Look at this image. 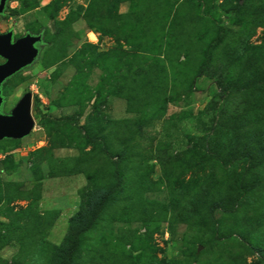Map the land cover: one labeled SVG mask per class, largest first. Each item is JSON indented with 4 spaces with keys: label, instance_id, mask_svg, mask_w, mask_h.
<instances>
[{
    "label": "rangeland",
    "instance_id": "rangeland-1",
    "mask_svg": "<svg viewBox=\"0 0 264 264\" xmlns=\"http://www.w3.org/2000/svg\"><path fill=\"white\" fill-rule=\"evenodd\" d=\"M9 30L43 44L2 86L35 126L0 141V264H264V0H9Z\"/></svg>",
    "mask_w": 264,
    "mask_h": 264
},
{
    "label": "water",
    "instance_id": "water-1",
    "mask_svg": "<svg viewBox=\"0 0 264 264\" xmlns=\"http://www.w3.org/2000/svg\"><path fill=\"white\" fill-rule=\"evenodd\" d=\"M9 0H0V15L4 13ZM42 35L31 33L14 38V31L0 33V141L4 139L19 140L27 137L35 126L32 115L33 94L26 93L9 114L2 110L4 97L3 84L38 58Z\"/></svg>",
    "mask_w": 264,
    "mask_h": 264
},
{
    "label": "trees",
    "instance_id": "trees-1",
    "mask_svg": "<svg viewBox=\"0 0 264 264\" xmlns=\"http://www.w3.org/2000/svg\"><path fill=\"white\" fill-rule=\"evenodd\" d=\"M35 110L37 111L38 114H45L43 108H41L38 105L35 106ZM76 117H77L76 115L72 114V115H68V116L63 117V120L70 121ZM89 139L92 141L97 140L96 138H89ZM100 142L103 143V140H100ZM104 150H106V149L104 148ZM116 177H117V182H116L115 187H118L120 185V178H119V170L118 169H116ZM68 264H71V262L69 261Z\"/></svg>",
    "mask_w": 264,
    "mask_h": 264
}]
</instances>
